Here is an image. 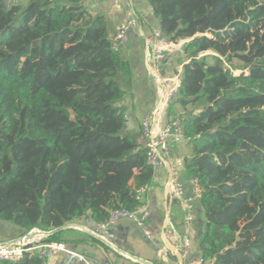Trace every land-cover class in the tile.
Wrapping results in <instances>:
<instances>
[{"label":"trees","instance_id":"16d2710c","mask_svg":"<svg viewBox=\"0 0 264 264\" xmlns=\"http://www.w3.org/2000/svg\"><path fill=\"white\" fill-rule=\"evenodd\" d=\"M144 1L171 40L188 39L165 121L179 118L189 139L182 181L203 186L199 255L264 264V0ZM113 34L85 0H0V221L23 234L138 210L136 190L154 183L124 104L131 63ZM235 61L248 71L234 73ZM53 241L60 232L41 240ZM0 264L46 261L26 252Z\"/></svg>","mask_w":264,"mask_h":264},{"label":"crops","instance_id":"0c3cea01","mask_svg":"<svg viewBox=\"0 0 264 264\" xmlns=\"http://www.w3.org/2000/svg\"><path fill=\"white\" fill-rule=\"evenodd\" d=\"M137 2L151 24L160 25V20L155 17L151 6L144 0ZM85 4L92 15H105L114 28L125 17L126 12L122 4L97 0H85ZM145 36L152 38L149 24H145L142 29H133L126 45L120 51L122 56L130 61L132 67V85L124 104L128 110L129 126L136 133L140 130L143 116L150 112L159 100L158 82L147 67ZM179 54L172 56L164 72V75L171 80L183 71L184 63L175 61ZM175 109L178 113L182 112L180 105L175 106ZM175 151V155L182 161L184 156L191 153V147L186 143L177 147ZM168 183V168L156 170L154 183L146 199L151 214L145 228L151 232V238L146 235L144 227L127 218L120 219L116 224L101 230L96 235L93 233V224L88 223L86 218H78L67 223L70 225L59 231L62 241L83 255L91 264H180L177 256L165 245L163 237H168L178 248L181 245L179 237H187L192 246L190 259L194 261L200 254L197 246L202 236L203 213L198 208L195 221L187 226L184 220L186 208L174 198ZM22 235L23 231L20 228L0 221V242L14 241ZM42 238L46 236H41ZM152 240H156L159 245H155ZM39 242L36 245H39ZM46 263L86 264L82 259L69 258L64 253L51 257Z\"/></svg>","mask_w":264,"mask_h":264},{"label":"built area","instance_id":"2783aa9c","mask_svg":"<svg viewBox=\"0 0 264 264\" xmlns=\"http://www.w3.org/2000/svg\"><path fill=\"white\" fill-rule=\"evenodd\" d=\"M24 0H6V4H18ZM99 2L110 1L116 4H122L125 8V17L114 28L113 34V49L119 51L127 43L131 31L135 28L142 29L145 24L151 26L152 38L145 40V55L147 67L150 74L156 78L158 85V95L160 96L154 108L147 112L141 121L142 136L145 139L147 148L148 163L155 169L171 166L172 179L168 183L174 198L178 199L186 208L185 224L190 226L196 215L195 202L201 197L203 186L197 176L191 177L187 183L181 179L182 161L177 157L172 147L182 141L189 142L185 139L181 132V122L176 118L172 122L165 121V115L169 104L173 101V97L177 94L180 87L181 74L176 77V82L167 78L164 75L167 65L171 58L176 53L183 52V45L186 40H171L161 29L160 25L151 24L145 12L139 7L137 0H97ZM143 32V31H142ZM151 190L149 184H145L136 190V199L142 202V205L135 211H129L124 208L112 210L108 219L95 222L91 219H86L88 223L94 225L93 233L99 234L103 229H106L116 224L120 219L127 218L135 221L140 227L146 225L150 216L148 202L145 200L146 194ZM146 235L151 238V232L145 228ZM41 236L36 237V242L32 244L27 241H8L0 242V261L2 260H19L26 252H36L39 258L47 261L51 257L64 253L70 258H80L86 264H91L83 255L77 253L70 248L64 241L41 242ZM181 239V248H178L182 261L180 264H213L211 261L205 260L201 255L194 261L190 259L191 241L187 237H179ZM40 241L36 245V243ZM155 245H159L156 240H152ZM177 246V245H176ZM47 264V263H46ZM109 264V263H105Z\"/></svg>","mask_w":264,"mask_h":264},{"label":"water","instance_id":"95a60500","mask_svg":"<svg viewBox=\"0 0 264 264\" xmlns=\"http://www.w3.org/2000/svg\"><path fill=\"white\" fill-rule=\"evenodd\" d=\"M167 168H168V171H169V182L170 180L172 179V174H171V166L169 164H167ZM70 224H65L61 227H58L54 230H50V231H44V230H41V229H34L26 234H23L22 236L18 237L16 240H19V241H27L29 240L32 244H34L36 242V240H34L36 237H39V236H49L53 233H57L61 230H63L64 228L68 227ZM163 240H164V243L165 245L167 246V248L169 250H171L178 258V260L181 262L182 261V257H181V253L179 251V249L177 248V246L175 244H173L168 237L164 236L163 237ZM70 258V257H69Z\"/></svg>","mask_w":264,"mask_h":264},{"label":"rangeland","instance_id":"374dc122","mask_svg":"<svg viewBox=\"0 0 264 264\" xmlns=\"http://www.w3.org/2000/svg\"><path fill=\"white\" fill-rule=\"evenodd\" d=\"M28 3V0H24V1H21V2H19L18 4H21L22 6H24V5H26ZM186 40V39H185ZM235 64H237L238 66H239V69H235L234 70V73H236V74H240L241 72H247L248 71V69H241L242 67H240L241 66V63L239 62V61H235ZM176 80H177V78L176 77H174L173 78V81H175L176 82ZM157 93H158V90H157ZM160 98V96L158 95V99ZM173 102H171L169 105H170V107H171V105H173L172 104ZM150 214H151V210H150ZM180 246V248H181V245H179Z\"/></svg>","mask_w":264,"mask_h":264}]
</instances>
